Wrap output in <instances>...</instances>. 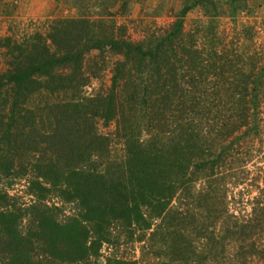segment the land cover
Wrapping results in <instances>:
<instances>
[{
    "label": "trees",
    "instance_id": "obj_1",
    "mask_svg": "<svg viewBox=\"0 0 264 264\" xmlns=\"http://www.w3.org/2000/svg\"><path fill=\"white\" fill-rule=\"evenodd\" d=\"M185 13L138 41L86 15L0 38V264H264V170L249 213L228 200L262 143L264 52L205 46ZM104 48L122 59L85 94Z\"/></svg>",
    "mask_w": 264,
    "mask_h": 264
},
{
    "label": "rangeland",
    "instance_id": "obj_2",
    "mask_svg": "<svg viewBox=\"0 0 264 264\" xmlns=\"http://www.w3.org/2000/svg\"><path fill=\"white\" fill-rule=\"evenodd\" d=\"M0 0V38L5 35L20 36L31 31H44L53 19H70L86 15L91 19L111 24L119 28L118 35L124 39L138 41L157 28L166 29L179 17L182 18L185 32L200 34V41L206 46L215 37L223 39L222 46L236 47L238 50L254 49L264 52V0ZM187 8V9H186ZM27 31V32H26ZM117 35V34H116ZM85 64L93 68L97 77L92 78L85 87V94L104 92L109 88L110 76L114 63L122 56L109 48L102 51L93 50L86 55ZM264 118V116H263ZM114 123L108 126L98 124V131L111 135ZM113 158L121 157L123 146L114 138L110 142ZM255 149V148H254ZM252 150L251 159L245 162L242 180L235 177L234 186H229V208L237 213H249L252 199L257 195L260 186L259 172L264 170V130L260 151ZM116 156V157H115ZM238 165H233L235 168ZM259 176V178H257ZM20 182L14 186L16 193L23 201L25 195ZM59 204L54 199L50 205ZM74 205H62L65 211ZM139 244L136 243V246ZM113 249L106 245L102 255L108 256ZM138 254L135 249L134 255ZM99 264H104L100 257Z\"/></svg>",
    "mask_w": 264,
    "mask_h": 264
}]
</instances>
